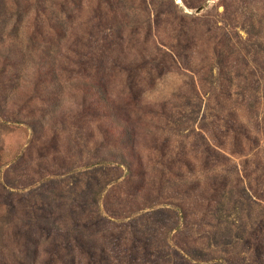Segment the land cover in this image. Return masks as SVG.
<instances>
[{
  "label": "rangeland",
  "instance_id": "374dc122",
  "mask_svg": "<svg viewBox=\"0 0 264 264\" xmlns=\"http://www.w3.org/2000/svg\"><path fill=\"white\" fill-rule=\"evenodd\" d=\"M0 264H264V0H0Z\"/></svg>",
  "mask_w": 264,
  "mask_h": 264
},
{
  "label": "trees",
  "instance_id": "16d2710c",
  "mask_svg": "<svg viewBox=\"0 0 264 264\" xmlns=\"http://www.w3.org/2000/svg\"><path fill=\"white\" fill-rule=\"evenodd\" d=\"M119 163H121V164H125L124 160H121V159H120V162H119Z\"/></svg>",
  "mask_w": 264,
  "mask_h": 264
}]
</instances>
